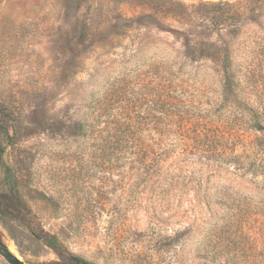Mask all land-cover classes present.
Segmentation results:
<instances>
[{
    "label": "rangeland",
    "instance_id": "374dc122",
    "mask_svg": "<svg viewBox=\"0 0 264 264\" xmlns=\"http://www.w3.org/2000/svg\"><path fill=\"white\" fill-rule=\"evenodd\" d=\"M218 1L0 0V241L26 264H264V0L216 25ZM129 126L173 150L133 202L102 142Z\"/></svg>",
    "mask_w": 264,
    "mask_h": 264
},
{
    "label": "trees",
    "instance_id": "16d2710c",
    "mask_svg": "<svg viewBox=\"0 0 264 264\" xmlns=\"http://www.w3.org/2000/svg\"><path fill=\"white\" fill-rule=\"evenodd\" d=\"M226 2L220 0L215 4V7L218 8V15L216 16V25H222L225 23L227 18L231 16L227 15V9L224 7ZM200 50V49H199ZM198 50V51H199ZM227 51L226 46H216L209 45L204 50H200L202 55L208 59H216L219 56V60L223 59L224 53ZM224 60V59H223ZM227 65L224 61L221 64V71L224 76V84L233 89L234 77L233 72H228ZM230 75H229V74ZM168 98H163V105L161 106V117L162 121L168 119L169 121H163L159 127L158 133L161 136L162 140H165V137L175 134L176 131H181V126H178V122L174 121L175 114L170 109L166 108L169 104L167 101ZM254 115L260 123V119L263 110L254 109ZM177 115V114H176ZM177 124V125H176ZM176 128V130H174ZM80 134L85 136L87 134L85 125L80 124L79 127ZM136 128L134 126H129L127 128L119 131L116 136V139L111 141L110 139L114 136H111L109 139L106 137L102 139V142H106L108 147L112 146L114 151V156L116 159H124L129 165V187L130 194L132 196V202L139 198V196L147 195L149 192L153 193L156 187L162 186L166 183L167 180L163 178L164 174V162L165 160L173 153L172 146L166 148L164 147V142L159 140V143L154 145H149L146 143H139L135 138ZM99 134L98 139H101L102 130L97 131ZM198 144L202 143V146L205 144V141H201L198 138ZM211 144V143H210ZM120 154V157L118 155ZM122 155H127V158L121 157ZM123 160V161H124ZM172 186L171 184H167ZM51 243H55L54 240H51Z\"/></svg>",
    "mask_w": 264,
    "mask_h": 264
},
{
    "label": "water",
    "instance_id": "95a60500",
    "mask_svg": "<svg viewBox=\"0 0 264 264\" xmlns=\"http://www.w3.org/2000/svg\"><path fill=\"white\" fill-rule=\"evenodd\" d=\"M0 257L4 259L7 264H26L16 254L12 253L8 246L0 241ZM67 264H90L73 255L67 257Z\"/></svg>",
    "mask_w": 264,
    "mask_h": 264
},
{
    "label": "bare ground",
    "instance_id": "6f19581e",
    "mask_svg": "<svg viewBox=\"0 0 264 264\" xmlns=\"http://www.w3.org/2000/svg\"><path fill=\"white\" fill-rule=\"evenodd\" d=\"M10 251H11L12 253H14V250H13L12 248L10 249Z\"/></svg>",
    "mask_w": 264,
    "mask_h": 264
}]
</instances>
